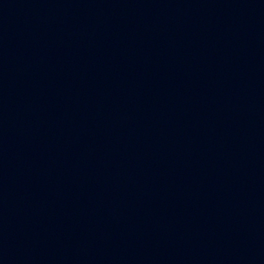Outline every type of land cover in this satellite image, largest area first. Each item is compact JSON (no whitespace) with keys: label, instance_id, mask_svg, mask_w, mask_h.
Masks as SVG:
<instances>
[{"label":"water","instance_id":"water-1","mask_svg":"<svg viewBox=\"0 0 264 264\" xmlns=\"http://www.w3.org/2000/svg\"><path fill=\"white\" fill-rule=\"evenodd\" d=\"M0 264H264V0H0Z\"/></svg>","mask_w":264,"mask_h":264}]
</instances>
